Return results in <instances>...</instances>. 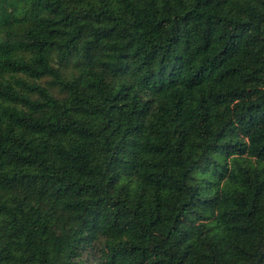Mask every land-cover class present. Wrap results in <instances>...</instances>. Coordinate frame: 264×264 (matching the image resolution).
Returning <instances> with one entry per match:
<instances>
[{
    "label": "trees",
    "instance_id": "obj_1",
    "mask_svg": "<svg viewBox=\"0 0 264 264\" xmlns=\"http://www.w3.org/2000/svg\"><path fill=\"white\" fill-rule=\"evenodd\" d=\"M0 264H264V0H0Z\"/></svg>",
    "mask_w": 264,
    "mask_h": 264
},
{
    "label": "rangeland",
    "instance_id": "obj_2",
    "mask_svg": "<svg viewBox=\"0 0 264 264\" xmlns=\"http://www.w3.org/2000/svg\"><path fill=\"white\" fill-rule=\"evenodd\" d=\"M224 183H225V181H222L220 186L223 187L224 186Z\"/></svg>",
    "mask_w": 264,
    "mask_h": 264
}]
</instances>
